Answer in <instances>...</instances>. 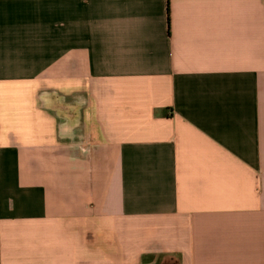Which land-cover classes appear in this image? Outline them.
I'll list each match as a JSON object with an SVG mask.
<instances>
[{"label": "crops", "instance_id": "crops-1", "mask_svg": "<svg viewBox=\"0 0 264 264\" xmlns=\"http://www.w3.org/2000/svg\"><path fill=\"white\" fill-rule=\"evenodd\" d=\"M0 264H264V0H0Z\"/></svg>", "mask_w": 264, "mask_h": 264}]
</instances>
